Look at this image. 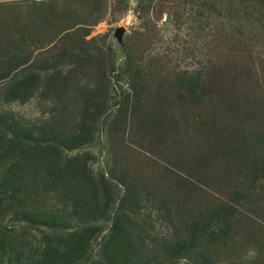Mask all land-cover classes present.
Wrapping results in <instances>:
<instances>
[{"label": "rangeland", "instance_id": "rangeland-1", "mask_svg": "<svg viewBox=\"0 0 264 264\" xmlns=\"http://www.w3.org/2000/svg\"><path fill=\"white\" fill-rule=\"evenodd\" d=\"M0 264H264V0H0Z\"/></svg>", "mask_w": 264, "mask_h": 264}]
</instances>
